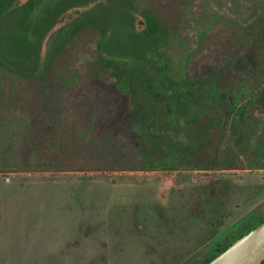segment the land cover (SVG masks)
Returning <instances> with one entry per match:
<instances>
[{
    "label": "rangeland",
    "instance_id": "rangeland-1",
    "mask_svg": "<svg viewBox=\"0 0 264 264\" xmlns=\"http://www.w3.org/2000/svg\"><path fill=\"white\" fill-rule=\"evenodd\" d=\"M132 3L137 29L148 7L165 21L174 73L216 98L162 127V102L96 70L90 28L37 79L0 71V264H202L264 220V109L232 106L241 79L253 99L264 87V0Z\"/></svg>",
    "mask_w": 264,
    "mask_h": 264
},
{
    "label": "trees",
    "instance_id": "trees-1",
    "mask_svg": "<svg viewBox=\"0 0 264 264\" xmlns=\"http://www.w3.org/2000/svg\"><path fill=\"white\" fill-rule=\"evenodd\" d=\"M88 5H91L88 11H79L80 7ZM132 9V0H0V71L25 80L37 79L39 67L43 68L40 74L44 73L81 32L90 28L97 32V71H108L118 84L127 81L126 93L134 101L143 88L147 94L153 95V100L162 102L166 112L162 127L170 128L182 118L192 122L196 117H190L193 110H206V101L216 98L219 87L215 84L208 87L206 83L210 78L193 81L189 75H176L174 66L178 62L169 52L172 36L165 21L148 7L142 11L143 28L137 29ZM70 11H74V15L68 14ZM66 16L69 18L67 23L59 30L57 39L44 57L47 34ZM259 29L264 40V19L260 21ZM135 60L143 61L144 66ZM123 62L125 66H122ZM146 65H150V69L147 70ZM71 79L75 80V77L71 76ZM219 97L228 99L226 92ZM243 100L248 104L243 105ZM251 103L264 109V87L253 99L241 79L233 96L232 106L238 109L236 117L245 116ZM149 107L155 110L151 101ZM242 236L225 246H218L216 253L202 264L210 263Z\"/></svg>",
    "mask_w": 264,
    "mask_h": 264
},
{
    "label": "water",
    "instance_id": "water-1",
    "mask_svg": "<svg viewBox=\"0 0 264 264\" xmlns=\"http://www.w3.org/2000/svg\"><path fill=\"white\" fill-rule=\"evenodd\" d=\"M264 262V222L243 235L208 264H262Z\"/></svg>",
    "mask_w": 264,
    "mask_h": 264
},
{
    "label": "flooded vegetation",
    "instance_id": "flooded-vegetation-1",
    "mask_svg": "<svg viewBox=\"0 0 264 264\" xmlns=\"http://www.w3.org/2000/svg\"><path fill=\"white\" fill-rule=\"evenodd\" d=\"M263 264V263H262Z\"/></svg>",
    "mask_w": 264,
    "mask_h": 264
}]
</instances>
